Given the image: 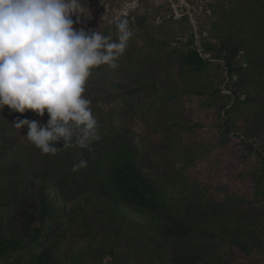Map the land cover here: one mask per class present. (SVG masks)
<instances>
[{"label":"trees","instance_id":"obj_1","mask_svg":"<svg viewBox=\"0 0 264 264\" xmlns=\"http://www.w3.org/2000/svg\"><path fill=\"white\" fill-rule=\"evenodd\" d=\"M209 9L206 34L213 44L202 39V52L187 48L179 52L180 59L187 68L204 69L209 54L223 60L227 76H237L232 86L238 93L229 87L219 109L229 105L223 129L226 135L238 131V148L228 149L224 141L205 135L193 143L161 138L168 156L179 162L178 180L197 184L194 193L201 200L184 210L161 200L156 182L138 166L125 130L114 123L112 133L105 128L94 101L110 103L120 93L142 89L155 100L205 91L187 84L176 71L166 72L175 84L170 93L146 79L129 87L108 79V69L100 66L85 86L100 137L89 148L73 144L52 155L34 145L18 147L6 139L14 130L9 119L17 112L7 106L0 110V261L18 249L26 264H264V147L250 150L245 140L264 134V0H225ZM118 22L101 26L89 13L74 27L98 29L116 40ZM174 35L170 32V38ZM143 36L142 47L131 37L116 68L125 66L129 73L145 66L171 68L172 50L163 47L168 38ZM181 80L185 82L178 84ZM237 107L238 113L230 115ZM23 114L18 119H48L46 113ZM177 115H168L170 124H179ZM165 120L158 119L155 126L166 129ZM251 151L257 166L248 159ZM81 160L85 165L73 171ZM214 192L221 198L214 199Z\"/></svg>","mask_w":264,"mask_h":264},{"label":"rangeland","instance_id":"obj_2","mask_svg":"<svg viewBox=\"0 0 264 264\" xmlns=\"http://www.w3.org/2000/svg\"><path fill=\"white\" fill-rule=\"evenodd\" d=\"M224 1L87 0L89 13L101 26H110L122 20L127 21L132 31V38L140 47L144 42L143 33H148L155 37L168 38L166 42H163V47L167 51L172 50L173 66L171 68L166 64L164 70L160 71L152 66H145L129 73V71H125V66L117 69L105 65L103 67L108 69L106 75L108 79L129 87L137 81L146 79L155 83L157 88L170 93L174 90L175 84L166 72L176 71L187 80V84L205 91L202 94L186 91L176 99L155 100L147 89H142L132 95L120 93L111 99L110 103H102L98 99L94 101L95 107L102 112V123L105 128L112 133L110 123H114L125 130L128 138L132 141V154L135 155L138 166L150 179L156 182L160 199L181 210L190 206L193 201L197 203L201 200L200 193L198 196L194 193L199 186L197 184L186 186L178 180L179 162L168 156L165 151V143L161 141L162 136L166 138L170 135L177 141L193 143L200 141L205 135L213 140L218 139L219 142L224 141L223 143L228 146V149L231 145L238 148V131H231L226 135L223 129L229 105L224 109H219L231 92L229 87L238 93V87L232 86V82L237 80V76L234 75L232 78L227 76L221 58L207 54V66L204 69L195 70L185 67L179 54L191 47L202 52L200 46L202 39L209 40L213 44V39L208 38L206 34L212 19L209 7ZM170 32L175 34L173 39L170 38ZM158 47L161 48L160 45ZM164 61L167 62L166 59ZM95 69L98 70V68ZM244 78H247L246 74H244ZM183 82L185 81L181 80L177 83ZM95 86L90 85V87ZM185 107L189 111H185ZM174 111L178 113V125L170 124L172 119L168 115ZM237 113L238 107L230 115ZM12 116L15 119H9V123L14 130L8 131L6 139H10L18 147L28 150L33 144L25 136L27 131L15 128L13 123L24 114L14 113ZM160 118L166 119V129L155 126V122ZM164 130L167 132L164 133ZM243 137L245 136L242 135L241 138ZM245 140L250 150H259L264 147V134ZM249 154L248 159L257 166L258 160L255 153L251 151ZM3 160L4 157H0V161ZM185 174L192 177L189 169L185 170ZM212 197L214 199L221 198L217 192L212 193ZM162 220L165 222V219ZM166 222L168 223L167 220ZM74 239H77V236ZM62 251L61 255L66 256L67 252ZM236 256L238 257V255ZM76 263L79 264V261ZM0 264H26L25 253L15 249L1 260ZM101 264H107V261L104 260Z\"/></svg>","mask_w":264,"mask_h":264},{"label":"clouds","instance_id":"obj_3","mask_svg":"<svg viewBox=\"0 0 264 264\" xmlns=\"http://www.w3.org/2000/svg\"><path fill=\"white\" fill-rule=\"evenodd\" d=\"M85 14L87 0H0V110L47 114L46 123L13 122L17 129L27 127V140L43 154L73 144L89 148L100 139L86 82L95 68H116L132 37L123 20L116 40L98 29L74 27Z\"/></svg>","mask_w":264,"mask_h":264}]
</instances>
